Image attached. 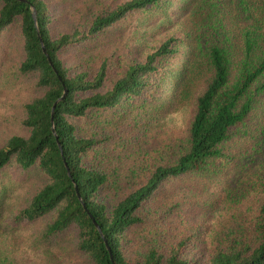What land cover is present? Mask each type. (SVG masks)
I'll return each instance as SVG.
<instances>
[{"label": "trees", "instance_id": "1", "mask_svg": "<svg viewBox=\"0 0 264 264\" xmlns=\"http://www.w3.org/2000/svg\"><path fill=\"white\" fill-rule=\"evenodd\" d=\"M179 2L190 27L176 31L167 25L175 0H68L67 28L55 36L48 0H0V34L18 29L14 76L30 95L23 132L0 147V199L6 168L15 186L39 177L15 220L50 215L42 239H71L86 264H201L186 256L187 238H171L169 215L184 203L155 200L191 185L228 190L234 165L251 160L233 148L253 141L264 152V0ZM140 20L154 36L132 59L125 48ZM171 95L189 100L188 118L153 137L163 116L155 109ZM244 170L235 176H250ZM244 212L212 233L203 264H264V201Z\"/></svg>", "mask_w": 264, "mask_h": 264}, {"label": "rangeland", "instance_id": "2", "mask_svg": "<svg viewBox=\"0 0 264 264\" xmlns=\"http://www.w3.org/2000/svg\"><path fill=\"white\" fill-rule=\"evenodd\" d=\"M64 1V0H63ZM110 3H120L124 0H104ZM68 2H57L48 0L50 13L55 15L56 26L52 34L57 36L66 29L68 23L64 21L68 13L62 5ZM77 0H74V6ZM114 4V3H113ZM179 0H175L174 10L169 14L170 22L167 25L174 26L178 31L182 28H189L188 12L176 10L181 7ZM188 8V7H187ZM164 21V19H161ZM71 23V20L69 21ZM143 21H137V27L129 32L135 35L128 41L126 49H130L127 56L132 59H139L146 41L154 36L152 28H148ZM158 23H161L160 20ZM115 36V33H112ZM114 39V38H113ZM0 147L6 140L15 134L23 132L20 126L21 112L20 104L29 100L30 95L27 89L15 81L14 72L22 58L21 41L18 29L11 27L0 34ZM68 61H74V56H69ZM66 61V59H65ZM201 79L199 78L198 86ZM169 83V82H168ZM197 86V87H198ZM171 94L172 92H166ZM173 96L160 101L156 112L163 110L162 118L155 123L153 128L157 130L153 137H164L169 132L179 131L188 118L190 110L189 100L173 103ZM170 101V102H169ZM151 145H155V139H150ZM156 148V146H154ZM245 153L251 157L250 161L237 162L233 167V176L227 186L222 188L220 184L207 183L201 186H188L179 189L166 198L156 199L157 204H167L171 200L183 202L178 214L171 213L168 221L172 230L171 238L174 241L180 238H187L185 254L191 260L203 264L210 255V242L212 233L218 230L226 221L232 220L239 211H257L258 205L264 201V152H259L260 146L255 147L252 141H244ZM248 165V167H247ZM249 168L250 176H235L236 173ZM232 173L230 175H232ZM5 190L0 199V264H86L84 260L76 256L72 249L73 241L64 238L61 242L47 243L42 239L43 228L50 215L42 217L35 222H24L15 220L18 211L28 202V199L40 183L39 177L19 183L15 186V179L11 178L10 169L6 168L1 176ZM155 203V205H157Z\"/></svg>", "mask_w": 264, "mask_h": 264}, {"label": "water", "instance_id": "3", "mask_svg": "<svg viewBox=\"0 0 264 264\" xmlns=\"http://www.w3.org/2000/svg\"><path fill=\"white\" fill-rule=\"evenodd\" d=\"M20 1L27 2V0H20ZM32 17L35 18V11H34L33 9H32ZM38 37H39V42H40V44H41V49H42L43 53L46 54V50H45V46H44V44H43V41H42V39H41L40 36H38ZM47 59L49 60V57H48V56H47ZM65 94H66V89L64 88L63 94H62V96H61L58 100H60L61 98H63V97L65 96ZM54 107H55V104H53V106H52V110L54 109ZM50 120H51V123H53V112H51V119H50ZM52 130L54 131L53 127H52ZM75 192H76V195H77V198L79 199V201H80L81 203H83V202H82V199H81V197H80V195H79V191H78V189H77L76 186H75ZM83 207H84L85 211L87 212V214H88V215L90 216V218L92 219L93 224L95 225V227H96V229L98 230L100 236H101L102 239L104 240L105 246H106V248H107V250H108V252H109V255L111 256V254H110V249H109V247H108V245H107V243H106V241H105V238H104V236H103V234H102V232H101V229H100L99 225L95 222V220L93 219L92 215L89 213V211L87 210V208L85 207L84 204H83ZM112 264H113V263H112Z\"/></svg>", "mask_w": 264, "mask_h": 264}]
</instances>
